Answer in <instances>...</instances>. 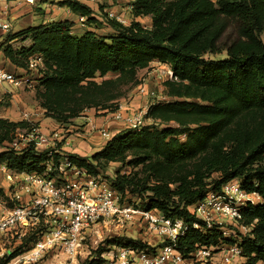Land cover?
<instances>
[{"label": "trees", "instance_id": "trees-1", "mask_svg": "<svg viewBox=\"0 0 264 264\" xmlns=\"http://www.w3.org/2000/svg\"><path fill=\"white\" fill-rule=\"evenodd\" d=\"M60 6L86 17L87 28L98 25L93 10L77 0ZM131 6L135 18L151 20L152 29L138 22L123 26L104 14L102 23L111 36L94 31L75 36L74 22L58 21L9 35L1 46L6 60L27 73L30 58L43 59L39 98L47 116L53 115L61 126L87 110L114 112L120 102L117 83L133 81L156 61L170 67L177 78L164 84L172 101L149 107L148 126L121 131L90 158L57 154L55 162L68 158L95 176L111 163L141 167L143 178L117 177L112 186L121 195H147L145 210L187 224L188 232L176 242L185 258L199 248L237 245L243 264L264 263V0H132ZM231 21L239 25V40L222 47ZM20 42L30 46L15 51ZM222 52L224 59L206 58ZM109 74L119 78L100 84L94 80ZM4 125L0 120V147L5 149L0 166L15 174H42L48 152L38 153L33 145L21 152L11 150L16 135L9 137ZM235 180L261 199L242 212L240 224L250 232L225 239L218 228L202 231V223L188 208ZM36 239V233L28 234L11 258ZM118 245L149 249L130 241ZM102 263L99 257L84 264Z\"/></svg>", "mask_w": 264, "mask_h": 264}, {"label": "built area", "instance_id": "built-area-1", "mask_svg": "<svg viewBox=\"0 0 264 264\" xmlns=\"http://www.w3.org/2000/svg\"><path fill=\"white\" fill-rule=\"evenodd\" d=\"M128 10L131 12V5ZM107 18L125 26L126 21L113 12H108ZM75 24L87 29V18L78 16ZM0 27L6 32L10 30L8 24H0ZM37 67H43L41 57L30 60L29 72ZM152 74L163 84L177 81L167 65H159L152 70ZM23 81L27 80L0 69V86H18ZM156 94L155 91L148 93L143 86L138 87V98L150 96L156 100L152 105L170 102L167 96L159 97ZM148 109L137 112L123 101L108 115L122 124L124 130L139 131L150 124L146 119ZM99 134L107 141L112 138L109 131L99 130ZM58 144L69 147L71 140L64 138L59 130L46 134L35 126L28 132H17L9 145L11 150L17 152L33 145L38 153L48 152L49 160L42 174H15L8 172L5 166L0 167L4 173H8L7 179L11 185L6 194L8 200L0 199V249L8 244L10 238L16 237L21 241L27 234L37 235L35 242L19 255L11 258L7 251L4 254L5 264H40L49 254L76 260L85 252L86 241L93 236L96 227L106 224L124 226L134 223L137 218L149 232L162 238L165 245L156 251L119 246L101 257L102 264H243L242 250L237 245L199 248L190 258H185L176 249V242L188 232L187 224L123 202V195L116 191L111 181L103 179L101 174L95 176L78 168L68 158L56 163L55 155L63 156L57 151ZM259 203L261 199L257 194L246 193L241 183L235 180L223 185L218 192L208 193L204 200L188 210L202 223V231L215 227L223 238L235 239L237 233L246 235L250 232L240 224L243 210L248 205ZM200 228L194 225V229Z\"/></svg>", "mask_w": 264, "mask_h": 264}, {"label": "rangeland", "instance_id": "rangeland-1", "mask_svg": "<svg viewBox=\"0 0 264 264\" xmlns=\"http://www.w3.org/2000/svg\"><path fill=\"white\" fill-rule=\"evenodd\" d=\"M132 0H108L105 3L102 2L98 4V8L104 7L106 9L103 12H100L101 15H106L108 12H113L123 18L125 22V26H130L134 22H138L141 24L143 28L152 29V23L149 18H135L133 16V11L129 12L128 7L131 5ZM213 2H217V0H212ZM104 21V19L102 20ZM101 27L102 25H96L94 30ZM239 25L231 21L229 22L228 28L221 40V46L229 47L233 43L238 42ZM102 36H111L112 32L101 29L99 30ZM29 42L26 43H16L14 46V50L18 51L23 47H29ZM207 59H224L226 58V53L222 52L219 55H209L206 56ZM32 58L29 59V62ZM165 66L164 64H160L154 62L152 63L149 69L140 71L137 74V77L133 81H122L118 82L116 85V91L120 94V102H126L131 105L134 111L145 110V108H149L152 106L156 100L151 98L150 96L138 98V87L143 86L146 88L147 92L155 91L159 97L166 96L165 85L158 81L155 76L152 74V70L156 69L158 66ZM42 67H37L33 72H29L23 75H19L17 72H10L11 74H15L16 78H21L28 76L27 81H23L21 85H4L0 86V120L6 122L4 127L9 130V137H14L17 132H28L35 126H38L42 121H47L49 123L55 122L56 118L52 117L53 115L47 116L46 110L42 107V100L39 98V94L43 92V88L41 87L40 81L38 79V74ZM119 75L109 74L104 78L97 77L94 79L97 83H102L105 80H117ZM156 94V95H157ZM170 101H172L170 99ZM157 105V104H154ZM96 113V116H109L105 115L103 110L98 108V110H93ZM110 117V116H109ZM111 119V117H110ZM95 128V127H94ZM161 128H166V126H161ZM124 130V129H123ZM1 136H4V132ZM185 137L182 138L184 140ZM73 140H71V143ZM5 151L4 147H0V154ZM48 151H52V149H48ZM99 151V148L93 149L90 153L93 156L95 153ZM1 167V166H0ZM141 171V167L134 168L133 166H124L119 163H111L106 166L105 170L100 171V174L103 179L112 181L117 177L128 176L134 177L135 174H139ZM9 172V171H8ZM8 173H4L0 168V189H2V193H0V199L2 201H7L6 194L10 191L11 185L9 180L7 179ZM138 178H143L141 174L138 175ZM218 178L217 175L213 176V179ZM137 179V178H136ZM147 196V195H145ZM145 196H139L136 194L126 193L123 195V202L130 203L141 210H145L148 205V200L145 199ZM136 219L134 223H128L124 226H110L100 225L95 228V233L91 238L86 241L85 252L81 257H78L76 260H68L67 257L58 255L53 256L51 254L47 255L44 261L40 264H84L86 261L96 260L99 257L101 258L104 254H108L116 247H119V243H127L132 242L135 244L142 243L148 246L149 251H156L161 249L165 242L162 238L153 235L149 230L143 225L139 220ZM33 234V233H30ZM28 234L21 239V241L17 240L16 237L10 238L8 244L1 247L0 249V264H5L6 258H4V254L8 251L7 255L11 256L13 251H16L23 244L22 240L27 238ZM37 237V235H36ZM114 240L116 242H114ZM26 247V245H23ZM22 246V247H23ZM27 246L26 248H28ZM100 254V255H99ZM264 264V263H259Z\"/></svg>", "mask_w": 264, "mask_h": 264}, {"label": "crops", "instance_id": "crops-1", "mask_svg": "<svg viewBox=\"0 0 264 264\" xmlns=\"http://www.w3.org/2000/svg\"><path fill=\"white\" fill-rule=\"evenodd\" d=\"M66 0H0V24H8L10 30L4 31L0 27V69L8 72H17L20 76L26 74V71L17 69L8 60H6L1 51L2 44L6 41L7 36L19 33L29 28H35L40 25H46L58 21H71L76 23L77 17L66 7H61L60 3ZM81 4L91 8L94 12L93 17L98 20V26L102 28H87L83 29L78 25L73 28L75 36H83L86 31H94L100 34L101 29L112 32L104 23H102L101 10L98 4L106 2L103 0H77ZM104 9L103 11H105ZM14 44V43H12ZM16 45V44H15ZM28 76L22 77V80H27ZM38 125L41 131L50 134L53 131L59 130L63 133L64 138L73 140L69 147H63L58 144L57 151L61 155H76L82 158L92 157L90 153L95 148H99L100 152L107 144V140L100 136L99 130L109 131L112 136L123 131V125L110 119L109 116H96L93 110L83 113L79 118L71 121L70 124L61 126L55 122L47 121L39 122ZM98 131H94L93 128ZM97 152V153H98ZM96 154V153H95ZM94 154V155H95Z\"/></svg>", "mask_w": 264, "mask_h": 264}]
</instances>
